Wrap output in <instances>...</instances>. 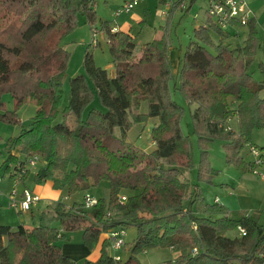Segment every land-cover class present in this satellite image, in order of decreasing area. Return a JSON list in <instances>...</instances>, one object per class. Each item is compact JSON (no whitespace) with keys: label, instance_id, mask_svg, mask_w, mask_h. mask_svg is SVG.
<instances>
[{"label":"trees","instance_id":"1","mask_svg":"<svg viewBox=\"0 0 264 264\" xmlns=\"http://www.w3.org/2000/svg\"><path fill=\"white\" fill-rule=\"evenodd\" d=\"M180 2L173 1L159 35L148 42L137 43L130 31H113L102 22L113 75L86 51L83 73L69 79L65 102L70 55L61 41L77 27L79 16L90 29L95 25V0H0V120L17 125L19 107H36L29 123L7 140L4 170L38 156L45 172L36 174V182L47 180L54 190L73 195L101 181L109 185L108 197L97 199L92 208L58 201L37 215L31 207L28 222L15 228L0 224V264H140L137 256L154 248L177 254L161 264H264L258 214H233L217 203L204 204L198 185L182 178L194 163L181 127L185 109L173 99L179 94L194 106L190 125L199 150L198 182L211 183L206 149L215 139L224 142L227 164L253 172L260 166L245 164L241 152L252 131L264 128V41L259 42L254 14L245 25L228 18L222 30L206 14V5V19L194 27L175 69L169 58V22ZM242 27L247 28L242 44L232 46L231 30ZM210 32L218 35L217 42ZM259 50L258 80L252 65ZM5 93L13 100L12 111L1 101ZM143 102L147 110L139 113ZM150 119L156 120L150 129L154 149L146 152L127 141L126 134L133 124ZM255 149L264 168V146ZM128 226L136 230L129 255L115 261L103 234ZM237 227L245 235H225ZM65 231H80L89 249L100 243L99 257L77 263L65 256L57 244L66 239Z\"/></svg>","mask_w":264,"mask_h":264},{"label":"rangeland","instance_id":"2","mask_svg":"<svg viewBox=\"0 0 264 264\" xmlns=\"http://www.w3.org/2000/svg\"><path fill=\"white\" fill-rule=\"evenodd\" d=\"M130 0H95L99 5V9L96 10L97 21L94 25L96 28H101L103 20L109 23H115L116 25L127 24L130 26V32L136 36L135 41L137 43H144L146 40V33H149L152 28L159 30V27L164 26L166 22V15H162L163 12L168 13L164 3L158 0H139L138 4L128 14H121L116 17L115 13L119 10L122 5ZM247 7L253 12L256 19V27L258 31L259 42L264 41V0H244ZM206 0H195L191 5L188 12L177 8L176 13L170 19V35L171 43L174 49L184 50L189 40L193 38V29L199 26L204 21ZM132 14H137L141 17L142 22H136L131 19ZM99 20H102L100 22ZM104 21V22H105ZM86 22V18L79 16L77 27L67 35L62 41L61 45L66 51L69 52L70 58L68 61L66 73L67 78L63 84L65 102L68 98L69 93V79L77 74L83 73L82 61L86 51L92 54L93 60L96 65L105 69L109 75H113V67L110 63V55L108 52L107 44L100 40V44L91 46L92 33ZM230 31V29H228ZM240 32V38L231 35L228 42L234 46L235 44H242L246 36V27L238 28ZM152 32V31H151ZM210 36L214 42L218 41V35L215 32H210ZM174 55H175V51ZM262 60V53L259 50L252 65L254 71V77L260 79L257 64ZM173 99L185 109V115L182 119L181 127L184 134L189 136L191 143L193 168L184 171L182 178L189 182L191 185H198L199 197L203 199L205 204H215L223 206L227 212L233 214H247L254 215L258 214L259 224L264 227V179H261L259 175L254 172L244 171L234 164L226 163V150L223 147L224 142L221 139H215L207 145V162L211 171V183L207 181L198 182V161H199V150L197 147V138L192 133L190 125V114L192 113L194 106H188L186 101L179 95L173 94ZM1 101L5 105L6 110L12 111L14 109V103L10 94H3ZM147 110V103L143 102L139 108V113H145ZM36 111V107L33 104H24L17 110V117L19 124L14 125L0 120V223H7L11 226H17L20 223H26L29 220L28 211L18 213L16 210L9 207V195L13 190L14 181L10 179L8 173H10L13 164L5 171L4 161L7 158V140L15 137L21 127H25L32 119ZM154 120L150 119L145 124H133L132 128L126 134V140L134 143L139 148L146 152L151 151L150 129L154 124ZM231 127L235 126L233 120L230 122ZM115 135L120 136V129L115 128ZM249 145L256 148L264 146V128L255 129L251 133V141L245 145L241 152L242 160L245 164H251L254 160L253 155L249 152ZM15 155L19 156L18 152ZM19 159H23L19 156ZM42 162L38 164V167L33 170L30 169L28 175L24 181L20 182L16 186L17 199L20 197L22 190L26 189L33 195L40 196L33 191L35 186L45 185L47 180L41 183L36 182V174L41 171ZM255 171L264 175V168L257 167ZM60 191L59 198L56 201H49L48 204L55 202H63L67 206H70L73 202H82L84 193H75L69 195L66 190ZM88 193L94 198H107L109 194V185L106 181H101L98 185L91 188ZM188 201V200H187ZM47 202L46 199H40V201L32 206V210L38 214L43 209V206ZM187 205V204H186ZM196 203L193 209H195ZM58 225V224H55ZM126 229L125 245L119 251H114L111 247H108L107 251L110 256L119 255L122 261L126 260L129 255V246L133 242L136 236V230L134 226H128ZM66 239L59 241V245H68L69 248H76L77 245H84L82 243L80 231H65ZM106 235L105 233L103 236ZM228 237L238 236L237 228H233L226 232ZM85 246V245H84ZM93 246L92 249L86 247L89 251L96 250L100 253V243ZM140 264H161L165 261L174 259V255L169 253L167 248H154L147 250L137 256ZM76 259V258H75ZM74 262L81 261H92L88 259L73 260Z\"/></svg>","mask_w":264,"mask_h":264},{"label":"built area","instance_id":"3","mask_svg":"<svg viewBox=\"0 0 264 264\" xmlns=\"http://www.w3.org/2000/svg\"><path fill=\"white\" fill-rule=\"evenodd\" d=\"M139 0H130L125 2L122 7L116 11L115 16L118 17L121 14H128L130 13L133 8L138 4ZM174 0H165L164 5L166 9H168ZM190 0H181L179 4V8L185 9L188 5ZM207 8L206 14L213 19L216 25L225 30L227 27L226 20L228 18H232L236 20L241 25H245L249 18L253 15V12L247 7L244 0H206ZM162 15H166L165 12ZM113 31L116 30V27L112 28ZM92 33V44L96 45L97 40L96 36L99 33V30L95 27L91 28ZM249 152L254 157V164L257 166H261L259 152L253 147L249 145ZM40 163V158L38 156H30L26 158L23 163H16L14 167L12 166L10 173L8 176L12 178L15 182L13 190L10 192L9 195V207L16 210L18 213H23L28 211L33 205H36L40 198L36 195H33L30 191L24 189L20 193V198L17 199V190L16 186L22 182L21 178L24 174L30 171V169H34L38 167ZM255 174L259 175L261 179H264V175L253 171ZM1 182V178H0ZM119 200L121 202L126 201V196L121 195L119 196ZM82 203L85 208L89 209L92 208L97 204V199L90 195L88 192L84 193L82 198ZM237 233L239 236L245 235V229L242 227H237ZM107 238L110 239V247L114 251L121 250L125 245V236H126V229L124 227H116L109 229L107 232ZM193 254L197 253V249H193ZM115 261H120L121 257L119 255L112 256ZM264 258V256H261Z\"/></svg>","mask_w":264,"mask_h":264},{"label":"crops","instance_id":"4","mask_svg":"<svg viewBox=\"0 0 264 264\" xmlns=\"http://www.w3.org/2000/svg\"><path fill=\"white\" fill-rule=\"evenodd\" d=\"M98 9H99V5L95 2L94 11L96 12V10H98ZM131 16H132L131 19L133 21L142 22L141 17H139L137 14H132ZM205 19L206 18H204V21H205ZM99 21L102 22V20H99ZM104 21L105 20H103V22ZM203 22H202V24H203ZM109 26L110 27H116L117 29H120L122 31H130V26H128L126 23L121 25V26L116 25L115 23H110ZM97 29L99 30V33L96 36V40H97L96 45H99L100 44V40H102V41H104L107 44V47H108V41H107L106 34L103 31H101V28L100 29L97 28ZM237 30L238 29L235 28V29H232L231 32L238 39V38H240V32H238ZM158 35H159V31L154 29V28H152V30H150L149 33H146V39H145L146 41L145 42H148V41L156 38ZM96 45H93V46H96ZM91 46H92V44H91ZM173 49H174L173 47L170 49L169 58H170V61H171L172 65H173V67L176 69L177 66H178V61H179V58H180V56L182 54V51L179 50V49H174V50H176L175 51V55H174V53H173L174 51H172ZM153 120L156 122L155 119H153ZM151 146L154 149V143L152 141H151ZM15 152H18V151L17 150L13 151V154H15ZM24 182H25V180H24ZM33 191L36 192L40 196V199H42V200L46 199L47 200V202H45L46 204L43 206V208L48 204L49 201H56L59 198V194L58 193L60 192L58 190L52 189L51 183L49 181L46 182V184L43 185V186L42 185L35 186L33 188ZM0 224L7 225V226H10L12 228H15V226L13 227V226H11V225H9L7 223H0ZM104 236H106V235H104ZM97 247L98 246L96 245V249H97ZM60 249H61V252L65 256H67L68 258L73 259V260L88 259V260L95 261L99 257V253L96 250H90L89 251L84 245H77L76 248H69L68 245L63 244V245H60ZM169 253H172L174 255V258L177 255L176 253L172 252L171 250H169Z\"/></svg>","mask_w":264,"mask_h":264},{"label":"water","instance_id":"5","mask_svg":"<svg viewBox=\"0 0 264 264\" xmlns=\"http://www.w3.org/2000/svg\"><path fill=\"white\" fill-rule=\"evenodd\" d=\"M44 172H45V170L43 169V170H41V176H44Z\"/></svg>","mask_w":264,"mask_h":264}]
</instances>
